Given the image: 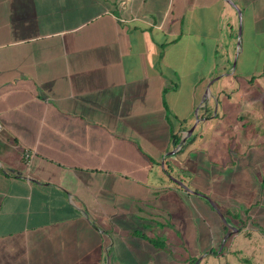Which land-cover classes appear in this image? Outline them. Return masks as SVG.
Returning a JSON list of instances; mask_svg holds the SVG:
<instances>
[{"label": "crops", "instance_id": "crops-1", "mask_svg": "<svg viewBox=\"0 0 264 264\" xmlns=\"http://www.w3.org/2000/svg\"><path fill=\"white\" fill-rule=\"evenodd\" d=\"M244 46L264 49V0H0V264H200L243 230L217 198L260 239Z\"/></svg>", "mask_w": 264, "mask_h": 264}, {"label": "rangeland", "instance_id": "rangeland-1", "mask_svg": "<svg viewBox=\"0 0 264 264\" xmlns=\"http://www.w3.org/2000/svg\"><path fill=\"white\" fill-rule=\"evenodd\" d=\"M245 53H250V55H245ZM254 54V55H253ZM252 57V59H250ZM264 58V49L259 53L258 49H248L244 46L243 53L240 55L238 60L233 59V61L227 65V69H232L235 70V73L238 78V84L242 85L246 81V77L251 78L252 75H256L260 73L261 71L264 70V63H262V59ZM256 82V81H255ZM257 88L260 89V91L264 92V81L260 80V85L257 86ZM232 108V106H231ZM220 131L223 130V128L219 129ZM220 146V145H219ZM217 155L215 157L220 156L221 158H225V151L219 149V152L217 151ZM190 180L192 179L191 176L188 177ZM226 187L225 183H222L219 185V188L223 190V188ZM213 201V200H211ZM215 201H217V205L220 208L221 212H224L226 207L228 208H244L242 202L234 199V198H227V199H219L217 198ZM215 203V202H214ZM216 204V203H215ZM240 206L239 208H236L234 206ZM232 219V222L238 226H242L243 230L240 232V234L236 233V236H231L229 237L224 243L222 240L227 236L228 231L224 233L222 240H221V246L216 247V252L219 253L221 250L222 252L218 257L216 256H207L204 261H200V264H239V260L241 258L242 264H246V262H249L252 259L251 251L252 249L256 252L257 255H254V258L257 260V264H264V233L261 235V238L259 239H252L250 235L252 233H255V231H260V228L258 227H251L254 225L253 223H250L251 219L248 220L245 223V220L238 218H230V221ZM238 220V221H237ZM260 220V219H259ZM217 220L214 218L212 220V223H216ZM261 222V221H260ZM261 226L263 227L264 225ZM244 223V224H243ZM228 225L232 228L231 223L228 224L222 223L221 225V231L224 232L226 229L225 225ZM251 224V226H250ZM253 228V229H252ZM254 230V231H253ZM245 231L251 232L247 235H245ZM253 231V232H252ZM260 236V235H259ZM230 249V251H229ZM239 252V253H238ZM239 259V260H237ZM199 260V257L196 259L195 262Z\"/></svg>", "mask_w": 264, "mask_h": 264}, {"label": "trees", "instance_id": "trees-1", "mask_svg": "<svg viewBox=\"0 0 264 264\" xmlns=\"http://www.w3.org/2000/svg\"><path fill=\"white\" fill-rule=\"evenodd\" d=\"M179 143V139L177 137H174V144H178ZM166 172H168V170H166ZM223 217L226 219V221H228L230 218H235L236 215L233 214L231 211L227 210L225 212H222ZM244 224V223H243ZM254 224H257L256 222H254ZM239 231L242 230V226H238L237 227ZM216 253V252H215ZM196 261V259H191V264H194V262ZM243 263V262H242ZM246 264H250V262H246Z\"/></svg>", "mask_w": 264, "mask_h": 264}, {"label": "water", "instance_id": "water-1", "mask_svg": "<svg viewBox=\"0 0 264 264\" xmlns=\"http://www.w3.org/2000/svg\"><path fill=\"white\" fill-rule=\"evenodd\" d=\"M193 129H194V126L193 127H191L190 129H189V131H188V136H190L191 135V133L193 132ZM184 141H185V139H184ZM182 186H184L185 188H187L185 185H183V183H181V182H179ZM208 200H209V198H207ZM210 201V200H209ZM220 215H221V217H222V219H223V221L225 222V219H224V217H223V215L220 213ZM234 230V229H233ZM232 232V228H230L229 227V232H228V234H230ZM225 239H226V237L224 238V240H223V242L225 241Z\"/></svg>", "mask_w": 264, "mask_h": 264}, {"label": "built area", "instance_id": "built-area-1", "mask_svg": "<svg viewBox=\"0 0 264 264\" xmlns=\"http://www.w3.org/2000/svg\"><path fill=\"white\" fill-rule=\"evenodd\" d=\"M2 128H3V125H2V123L0 122V132H1ZM28 154H29V153H26L25 156L28 157Z\"/></svg>", "mask_w": 264, "mask_h": 264}]
</instances>
